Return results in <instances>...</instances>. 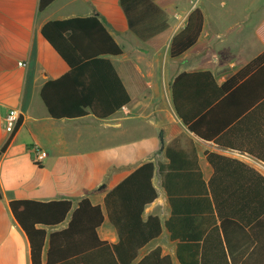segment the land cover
Instances as JSON below:
<instances>
[{"label": "crops", "instance_id": "obj_1", "mask_svg": "<svg viewBox=\"0 0 264 264\" xmlns=\"http://www.w3.org/2000/svg\"><path fill=\"white\" fill-rule=\"evenodd\" d=\"M165 12L168 26L157 35L142 40L128 27L120 0H54L45 9H38L39 0H0V264H31L29 241L9 208L12 199H63L88 197L101 206L104 220L98 227L100 239L114 244L118 232L109 216L105 196L135 168L147 160H153L156 170L153 184L157 197L148 203L143 217L158 215L161 233L139 249L135 264L155 247L169 255L172 264H180L176 256L177 240L171 239L165 221L171 213L167 193L161 185L158 163L169 159L166 147L176 142L191 157L195 156L204 181L214 174L207 160V153L216 152L233 158L244 165H231L224 161L220 175L226 182L219 191L234 193L235 200L243 203L242 209L256 220L228 223V242L232 250L200 251L198 264H264V162L253 156V119L232 131L230 139H236L243 149L219 145L199 138L179 119L172 105L170 84L181 71L210 70L217 83L222 84L247 62L264 52V2L259 0L254 10L261 13L254 24L253 54L250 45L238 42L219 48L220 33L211 24L204 25L197 42L178 58H170L169 43L178 31L172 24L174 12L167 6L176 0H153ZM191 2V0H188ZM196 5L187 9L186 15ZM169 8V10H168ZM76 16H97L105 24L114 39L123 47V53L109 56L119 78L127 90L130 101L112 115L98 118L91 112L73 119L52 118L44 105L40 90L43 84L67 73L69 67L41 33L42 25L53 19ZM168 57L169 62L179 58L185 68L161 79L160 88L165 106L157 105L151 89L156 68L150 65L144 74L134 59L143 60L146 53ZM160 96V95H159ZM161 97V96H160ZM160 99V98H159ZM10 108L20 111V118L13 133L4 128V117ZM162 135V138L160 136ZM37 145L47 156L37 165L33 147ZM260 147V146H259ZM252 149V150H247ZM245 149V150H244ZM251 168V169H250ZM254 169L256 172H254ZM221 208H230L223 203ZM68 220L49 231L61 230ZM206 230L212 222L202 221ZM216 224L222 233L221 220ZM78 240V239H76ZM224 241V238H223ZM259 246L254 251V248ZM245 247H248L245 249ZM47 245L43 250L46 258ZM61 246L58 253L65 254Z\"/></svg>", "mask_w": 264, "mask_h": 264}, {"label": "trees", "instance_id": "obj_2", "mask_svg": "<svg viewBox=\"0 0 264 264\" xmlns=\"http://www.w3.org/2000/svg\"><path fill=\"white\" fill-rule=\"evenodd\" d=\"M53 1L39 0L38 9L42 11ZM120 5L129 29L142 40L168 26L164 10L153 0H120ZM204 19L199 7L190 10L183 27L169 43L170 58L182 56L197 42ZM41 33L69 67L67 73L41 87V99L52 118L73 119L88 112L106 118L130 101L109 59L121 55L123 47L99 17L49 20L42 25ZM170 89L175 113L201 139L243 149L236 139H230L231 133L253 119L251 154L264 162V52L222 84L217 83L210 70L181 71L172 80ZM5 147L6 144L0 149V155ZM165 152L168 163H158L157 167L171 207L165 226L171 239L177 240L176 256L180 264H198L196 255L200 251L224 250V243L227 250H232L226 225L235 220L254 221L256 214L253 215L251 207L249 214L242 215L246 210L242 209L243 203L238 205L234 193L219 191V186L226 182L220 175V167L224 161L231 165L244 163L209 152L206 157L214 174L206 182L195 156L191 157L176 142L168 145ZM155 170V162L147 160L106 194L105 204L119 237L114 244L99 238L97 229L104 215L101 206L86 196L10 200L11 213L29 241L31 264H131L139 249L162 230L158 215L143 217L145 206L157 197L153 184ZM229 202L230 208H221ZM67 219L65 228L49 231ZM217 219L221 220V234ZM205 220L213 224L209 230L201 224ZM45 245L48 248L44 260ZM61 246L65 254L58 253ZM135 264H172V260L158 246Z\"/></svg>", "mask_w": 264, "mask_h": 264}, {"label": "rangeland", "instance_id": "obj_3", "mask_svg": "<svg viewBox=\"0 0 264 264\" xmlns=\"http://www.w3.org/2000/svg\"><path fill=\"white\" fill-rule=\"evenodd\" d=\"M257 2L259 0H191V2L176 0L168 2L167 6H170L171 12L175 11L171 21L176 30L183 27L187 9L194 3L206 14L207 26L211 24L221 34L219 38L220 49L226 45L233 46L238 42H243L250 45L249 52L253 54L254 44L259 45L254 36V24L261 13V7L257 10L253 9ZM154 53V51L148 52L143 60L134 59V62L142 69L144 74L151 64L155 66L156 76L154 78L145 76L144 81L153 82L155 88L151 90L157 94V105L165 106L162 90L156 88V86L160 85L162 77L168 78L170 74L168 67L173 73L186 66L181 61L182 58H179L176 62H169L168 57L166 59L162 58L161 51L160 55L153 56ZM168 63L170 64L168 65Z\"/></svg>", "mask_w": 264, "mask_h": 264}, {"label": "built area", "instance_id": "obj_4", "mask_svg": "<svg viewBox=\"0 0 264 264\" xmlns=\"http://www.w3.org/2000/svg\"><path fill=\"white\" fill-rule=\"evenodd\" d=\"M20 118V111L17 108H10L4 117V128L7 133H13L18 124ZM34 161L40 163L46 156L47 153L39 146L33 147Z\"/></svg>", "mask_w": 264, "mask_h": 264}, {"label": "water", "instance_id": "obj_5", "mask_svg": "<svg viewBox=\"0 0 264 264\" xmlns=\"http://www.w3.org/2000/svg\"><path fill=\"white\" fill-rule=\"evenodd\" d=\"M160 136H161V138H162V135H161V133H160Z\"/></svg>", "mask_w": 264, "mask_h": 264}]
</instances>
